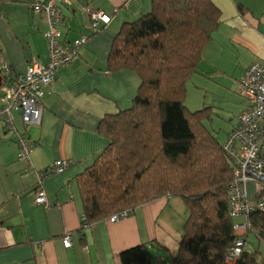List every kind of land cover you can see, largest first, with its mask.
I'll return each mask as SVG.
<instances>
[{"label": "crops", "instance_id": "1", "mask_svg": "<svg viewBox=\"0 0 264 264\" xmlns=\"http://www.w3.org/2000/svg\"><path fill=\"white\" fill-rule=\"evenodd\" d=\"M152 1L70 0L62 9V41L72 43L84 35H89L88 40L78 57L58 69L45 88L39 125L24 126L14 113L13 135L0 123V264H120L121 252L143 244L149 249L150 264H169L176 257L189 215L178 197L138 206L114 223L105 219L85 229L81 225L78 177L107 143L98 131L99 123L130 108L139 87L135 72L107 71L112 42L123 24L150 12ZM31 2L0 0V61L10 70L8 75L1 70L2 84L4 78L23 75L32 61H47L46 18L29 9ZM212 3L220 13L219 26L201 51L198 73L208 82L206 92L222 93L228 100L222 108L229 120L225 139L247 105L236 93L237 82L247 67L264 61V0ZM85 8L110 15L109 25L92 35ZM20 135L36 145L30 155L31 168L18 159ZM57 160L69 161L70 166L38 184L40 172ZM37 185L47 205L34 204ZM66 235L69 248L62 244Z\"/></svg>", "mask_w": 264, "mask_h": 264}, {"label": "trees", "instance_id": "2", "mask_svg": "<svg viewBox=\"0 0 264 264\" xmlns=\"http://www.w3.org/2000/svg\"><path fill=\"white\" fill-rule=\"evenodd\" d=\"M219 17L212 0H153L148 14L122 25L107 71L135 72L139 87L130 108L100 121L106 146L78 177L83 229L162 197L180 198L189 215L169 264H225L234 222H242L228 213L231 163L203 126L201 111L183 104ZM261 221L248 217L256 231ZM245 244L235 264H257ZM119 260L150 264L151 255L143 244L121 252Z\"/></svg>", "mask_w": 264, "mask_h": 264}, {"label": "built area", "instance_id": "3", "mask_svg": "<svg viewBox=\"0 0 264 264\" xmlns=\"http://www.w3.org/2000/svg\"><path fill=\"white\" fill-rule=\"evenodd\" d=\"M69 4L70 0H32L29 4L32 12L43 13L46 18L47 30L43 37L47 61L45 64L32 61L23 75L12 77L0 86V123L7 133H15L12 121L14 113H18L24 126L40 124L45 88L52 84L58 69L78 57L79 50L89 38V35H84L72 43L66 44L62 41L61 29L65 26L62 9ZM85 12L90 19L89 31L92 35L100 33L111 21L110 15L102 11L94 12L85 8ZM0 69L6 75L10 74L7 65L1 61ZM236 93L246 100L247 105L237 115L235 125L226 135L221 148L232 166V179L226 188L228 213L234 220L242 219V222H234L232 229L235 240L227 250L225 264L237 262L248 236L253 234L264 241V61L255 62L245 69L237 82ZM35 148V143L26 136H18V159L29 168L32 167L30 155ZM69 166V161H55L47 171L40 172L38 184L44 178L61 173ZM249 184L259 185L253 191L252 197L249 196ZM34 204L47 205L41 186H38ZM132 213V210L122 211L108 218V221L114 223ZM252 214H257L262 219L258 231L248 222V217ZM62 244L65 248L71 246L69 236L62 239Z\"/></svg>", "mask_w": 264, "mask_h": 264}, {"label": "rangeland", "instance_id": "4", "mask_svg": "<svg viewBox=\"0 0 264 264\" xmlns=\"http://www.w3.org/2000/svg\"><path fill=\"white\" fill-rule=\"evenodd\" d=\"M205 87L208 89V82L205 76L200 73L194 74L186 83L183 104L191 113L201 111L200 119L203 126L214 136L217 143L221 146L229 125L227 112L222 111V108L228 104V100L223 97L222 93L216 91L206 92ZM231 95L233 94L231 93ZM233 98L237 99L234 95ZM252 186L249 187L250 197H252L253 191L257 190V186L259 185ZM248 239L249 241L245 244L244 250L254 257L257 264H264V241L259 242L252 236Z\"/></svg>", "mask_w": 264, "mask_h": 264}, {"label": "water", "instance_id": "5", "mask_svg": "<svg viewBox=\"0 0 264 264\" xmlns=\"http://www.w3.org/2000/svg\"><path fill=\"white\" fill-rule=\"evenodd\" d=\"M2 75H1V69H0V86L2 85Z\"/></svg>", "mask_w": 264, "mask_h": 264}]
</instances>
